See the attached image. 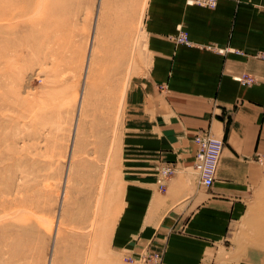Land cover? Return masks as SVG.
<instances>
[{"label": "rangeland", "instance_id": "rangeland-1", "mask_svg": "<svg viewBox=\"0 0 264 264\" xmlns=\"http://www.w3.org/2000/svg\"><path fill=\"white\" fill-rule=\"evenodd\" d=\"M148 0H0V264H129L114 248L126 93ZM234 240L264 264V166Z\"/></svg>", "mask_w": 264, "mask_h": 264}, {"label": "crops", "instance_id": "crops-1", "mask_svg": "<svg viewBox=\"0 0 264 264\" xmlns=\"http://www.w3.org/2000/svg\"><path fill=\"white\" fill-rule=\"evenodd\" d=\"M179 31L193 45L177 44ZM140 34L146 68L126 93L114 248L137 259L164 247L165 264H260L232 234L264 166V61L254 58L264 53V0H218L215 9L148 0ZM205 130L225 142L211 188L194 167ZM160 160L177 165L165 192Z\"/></svg>", "mask_w": 264, "mask_h": 264}, {"label": "built area", "instance_id": "built-area-1", "mask_svg": "<svg viewBox=\"0 0 264 264\" xmlns=\"http://www.w3.org/2000/svg\"><path fill=\"white\" fill-rule=\"evenodd\" d=\"M189 5L203 7L207 9H215L218 5V0H186ZM177 44L182 45H193L190 41L187 33L179 31V34L174 37ZM210 50L216 51L215 47H207ZM220 50L219 52H226ZM256 59L264 61V53H258L255 55ZM239 82L243 85H251L254 79L247 76L239 77ZM194 142L197 146L196 156H195V169L200 176V183L205 188H211L214 185L215 178L218 172L221 156L223 149L225 148V142L218 138L211 130L200 131ZM177 170V165L175 163H169L161 161L156 167V172L158 174V185L161 192H165L166 182L175 174ZM166 248L162 247L159 250L152 251L147 249L142 255L137 259L132 257H125V260L129 264H165Z\"/></svg>", "mask_w": 264, "mask_h": 264}, {"label": "bare ground", "instance_id": "bare-ground-1", "mask_svg": "<svg viewBox=\"0 0 264 264\" xmlns=\"http://www.w3.org/2000/svg\"><path fill=\"white\" fill-rule=\"evenodd\" d=\"M200 177V176H199Z\"/></svg>", "mask_w": 264, "mask_h": 264}]
</instances>
